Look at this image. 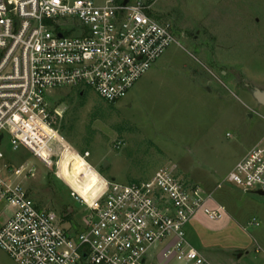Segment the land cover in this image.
<instances>
[{
  "label": "rangeland",
  "instance_id": "374dc122",
  "mask_svg": "<svg viewBox=\"0 0 264 264\" xmlns=\"http://www.w3.org/2000/svg\"><path fill=\"white\" fill-rule=\"evenodd\" d=\"M151 11L171 25L176 42L124 99L109 104L89 88L83 96L77 88L49 96L58 133L45 130L59 153L56 166L12 150L7 136L1 149L12 165L28 163L24 188L39 206L66 212L72 232L83 229L106 181L127 185L175 166L180 179L211 193L231 222L211 233L213 263L264 264V195L228 183L217 188L264 135V105L251 92L264 89V0H156ZM188 225L187 240L197 247L201 238ZM162 248L155 245L145 264H182ZM0 264L16 262L0 249Z\"/></svg>",
  "mask_w": 264,
  "mask_h": 264
},
{
  "label": "built area",
  "instance_id": "2783aa9c",
  "mask_svg": "<svg viewBox=\"0 0 264 264\" xmlns=\"http://www.w3.org/2000/svg\"><path fill=\"white\" fill-rule=\"evenodd\" d=\"M124 1L0 0V249L16 264H145L158 244L165 258L213 264L189 243L186 227L199 213L221 219L225 207L211 205V193L180 179L175 166L127 185L106 181L87 223L72 232L24 188L28 163L12 165L1 149L7 136L12 150L56 166L59 153L45 130L58 133L49 96L89 88L117 103L176 42L171 25L152 14L156 0ZM224 183L264 191V135L217 188Z\"/></svg>",
  "mask_w": 264,
  "mask_h": 264
},
{
  "label": "crops",
  "instance_id": "0c3cea01",
  "mask_svg": "<svg viewBox=\"0 0 264 264\" xmlns=\"http://www.w3.org/2000/svg\"><path fill=\"white\" fill-rule=\"evenodd\" d=\"M263 137V136H262ZM261 137V138H262ZM260 138V139H261ZM259 139V140H260ZM258 140V141H259ZM257 141V142H258ZM256 142V143H257ZM255 143V144H256ZM254 144V145H255ZM253 145V146H254ZM252 146V147H253ZM251 147V148H252ZM249 148L246 153L251 149ZM244 153V155L246 154ZM243 155V156H244ZM242 156V157H243ZM241 157V158H242ZM240 158V159H241ZM211 205H215L216 202H210ZM231 223L229 218L227 216H223L221 219L219 220H211L209 219L208 217H206L203 213H199L195 218L194 220H192L190 223H189V227L190 228H193L196 230L197 234L200 236L201 238V242L200 245H198L197 247L193 246L190 242V244L196 248L201 254H203L205 256V258L207 260H209L211 263H213V261H215V257H214V254L213 252H210L211 250L209 248H213L215 247V244L213 241H211V233L212 232H215V231H220V230H223L225 227H227V225ZM187 232V231H186ZM205 250H210L209 252H206ZM214 250V248H213ZM214 264V263H213Z\"/></svg>",
  "mask_w": 264,
  "mask_h": 264
},
{
  "label": "water",
  "instance_id": "95a60500",
  "mask_svg": "<svg viewBox=\"0 0 264 264\" xmlns=\"http://www.w3.org/2000/svg\"><path fill=\"white\" fill-rule=\"evenodd\" d=\"M127 0L124 1V3H126ZM251 92L252 95L254 96V98L256 99V101L261 104L264 105V89H260L258 87H251ZM81 95L84 94L83 91L80 92ZM2 135H0V139H1ZM258 194L260 195H264V191L263 190H258L257 191Z\"/></svg>",
  "mask_w": 264,
  "mask_h": 264
},
{
  "label": "bare ground",
  "instance_id": "6f19581e",
  "mask_svg": "<svg viewBox=\"0 0 264 264\" xmlns=\"http://www.w3.org/2000/svg\"><path fill=\"white\" fill-rule=\"evenodd\" d=\"M62 145H63V142L61 141V142H60L59 149L63 152ZM60 147H61V148H60ZM82 158H83V157H82Z\"/></svg>",
  "mask_w": 264,
  "mask_h": 264
},
{
  "label": "trees",
  "instance_id": "16d2710c",
  "mask_svg": "<svg viewBox=\"0 0 264 264\" xmlns=\"http://www.w3.org/2000/svg\"><path fill=\"white\" fill-rule=\"evenodd\" d=\"M61 214L63 215V217H64V218H65V217H66V215H67V214H66V212H65V213H61Z\"/></svg>",
  "mask_w": 264,
  "mask_h": 264
},
{
  "label": "flooded vegetation",
  "instance_id": "af4514ba",
  "mask_svg": "<svg viewBox=\"0 0 264 264\" xmlns=\"http://www.w3.org/2000/svg\"><path fill=\"white\" fill-rule=\"evenodd\" d=\"M81 95V94H80ZM84 95V94H83ZM83 95H81V96H83Z\"/></svg>",
  "mask_w": 264,
  "mask_h": 264
}]
</instances>
